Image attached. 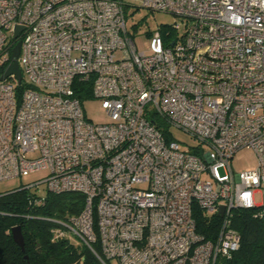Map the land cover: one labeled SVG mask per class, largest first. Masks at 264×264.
Listing matches in <instances>:
<instances>
[{
	"label": "built area",
	"instance_id": "2783aa9c",
	"mask_svg": "<svg viewBox=\"0 0 264 264\" xmlns=\"http://www.w3.org/2000/svg\"><path fill=\"white\" fill-rule=\"evenodd\" d=\"M130 6L180 23L138 52ZM16 40L21 80L0 79V180L46 169L28 186L81 193L66 232L102 264H215L240 246L233 209L264 218V0H0V76ZM88 82L109 121L85 117L76 88ZM153 116L198 145L181 149ZM243 147L257 166L235 173ZM195 208L220 218L213 238Z\"/></svg>",
	"mask_w": 264,
	"mask_h": 264
},
{
	"label": "trees",
	"instance_id": "16d2710c",
	"mask_svg": "<svg viewBox=\"0 0 264 264\" xmlns=\"http://www.w3.org/2000/svg\"><path fill=\"white\" fill-rule=\"evenodd\" d=\"M27 85L20 82L18 91ZM83 101L90 97V83L76 88ZM169 138L168 126L157 116L151 118ZM83 195L76 191L52 192L45 188L24 185L0 193V264H102L90 248L74 241L66 223L81 211ZM253 210L235 208L231 225L240 235V246L229 258H218L215 264H264V218L254 217ZM196 229L206 238H213L220 218L209 221L195 208ZM21 227L24 249L14 242L11 228ZM64 232L63 235H58Z\"/></svg>",
	"mask_w": 264,
	"mask_h": 264
},
{
	"label": "rangeland",
	"instance_id": "374dc122",
	"mask_svg": "<svg viewBox=\"0 0 264 264\" xmlns=\"http://www.w3.org/2000/svg\"><path fill=\"white\" fill-rule=\"evenodd\" d=\"M125 22L130 34H133V41L138 52H150V36L151 32L156 31L159 26L166 27L174 23H180L179 18L174 15L162 11H151L143 7H126ZM84 115L87 119L94 123H104L109 121L107 113L102 106V101L96 97H87L82 101ZM170 137L176 140L181 149H189L198 145V140L190 134L177 127L169 128ZM234 172L244 170H252L257 166V158L254 151L249 147H243L237 150L230 161ZM47 175L46 169H40L24 176H15L12 178L0 180V193L12 191L15 188L31 184L44 178ZM206 177V175H204ZM44 185H40V191ZM257 203L264 202V194L257 192L255 194ZM77 241L76 239H73ZM114 264L115 261L112 259Z\"/></svg>",
	"mask_w": 264,
	"mask_h": 264
},
{
	"label": "water",
	"instance_id": "95a60500",
	"mask_svg": "<svg viewBox=\"0 0 264 264\" xmlns=\"http://www.w3.org/2000/svg\"><path fill=\"white\" fill-rule=\"evenodd\" d=\"M22 26L16 25L13 31V38L16 39L18 37V33L21 30ZM20 50V41L16 40L15 44L11 49V61L6 66L4 72L1 74L0 79H4L7 75L13 73L16 75L17 80H21V69L18 65V54ZM224 210V205L220 206L218 214L221 215ZM11 235L15 243H17L20 248L24 249V240L21 232V227L19 225H15L11 228Z\"/></svg>",
	"mask_w": 264,
	"mask_h": 264
}]
</instances>
